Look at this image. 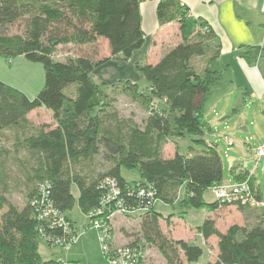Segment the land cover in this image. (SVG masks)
Segmentation results:
<instances>
[{
    "label": "trees",
    "instance_id": "1",
    "mask_svg": "<svg viewBox=\"0 0 264 264\" xmlns=\"http://www.w3.org/2000/svg\"><path fill=\"white\" fill-rule=\"evenodd\" d=\"M182 7L176 0L158 3L159 23L177 22L180 41L156 63L136 65L147 83V88L140 90L129 81L107 85L94 76L110 59L126 62L143 45L139 0H0V56H22L39 63L44 78L33 99L0 81V137L10 131L15 150L21 148L33 159L25 178L26 204L18 209L0 194V264H61L43 260L38 252L39 242L43 243L39 230L44 225L31 203L44 200L65 216L76 203L87 214L99 205L100 182L105 177L114 178L123 192L137 185L150 186L156 201L165 205H173L181 193L178 202L185 209L212 212L227 206L204 198L206 191L224 183L223 161L215 146L203 139L210 132L203 104L218 79L210 64L219 55V45L203 22H197L194 34L186 33ZM19 21L23 23L21 33L5 32ZM100 39L106 41L107 57L54 58L59 46H92ZM195 59L204 61L202 70L196 68ZM118 85L128 88L132 98L148 108L142 126L110 110ZM154 98L157 103H153ZM41 107L52 113L53 125L34 128L26 116ZM185 137L201 149L188 147L180 153L175 146L171 157L163 156V147L170 139ZM99 151L112 165L90 179L82 172ZM1 153L0 149V157ZM121 168L137 170L141 181L130 185L122 178ZM233 169L231 166L230 172ZM233 178L234 182L255 183L253 174L246 171L233 172ZM34 182V188H29ZM72 185L78 190L76 198ZM126 203L132 209L142 206L129 198ZM237 209L258 211L257 222L231 225L219 232L208 216L198 227L203 240L217 238L216 256L206 264H264V209ZM142 212L141 239L155 247L166 264H201L200 246L172 238L167 228L162 229L166 217L154 211V206Z\"/></svg>",
    "mask_w": 264,
    "mask_h": 264
},
{
    "label": "rangeland",
    "instance_id": "2",
    "mask_svg": "<svg viewBox=\"0 0 264 264\" xmlns=\"http://www.w3.org/2000/svg\"><path fill=\"white\" fill-rule=\"evenodd\" d=\"M183 8V7H182ZM23 29L22 21L9 26L5 32L7 34H18ZM109 55V49L105 40H99L95 45L86 47H73L71 45L57 47L54 58L58 61H64L69 57L76 56H91L92 59H101ZM96 56V57H95ZM202 63V59H199ZM136 69V67H135ZM94 76L97 79H113L107 81V85H115L119 81L132 80L128 74L120 70L116 72L110 70L109 66L102 65L95 70ZM43 68L39 63L26 60L24 57L19 56L13 59H5L0 56V81L6 85H9L22 93L27 98L33 99L43 86ZM102 81V80H101ZM136 84V83H135ZM140 90L147 88V83L136 84ZM218 86V85H217ZM218 88V87H217ZM212 96V95H211ZM155 99V98H154ZM153 103H157L156 99ZM246 99V104H235L236 114L233 113L232 107L223 115V118L217 123V126L211 128V132H206L203 139L206 142H210L215 146V149L223 161V176L224 183L231 184L234 182L233 172L239 173L249 172L253 174L255 182L264 188V170L262 165L256 166L252 159L253 151L256 149V138L253 134L254 126L247 121V132L240 131V114L244 113L245 106L251 108V104ZM111 111H115L118 117L123 119H130L136 124L142 126L144 121L148 117L149 111L146 105H144L138 99H133L131 91L128 88H123L118 85L113 92V102ZM152 104V103H150ZM223 107V103L219 106L218 112ZM212 113L209 112L204 116V120L207 122L211 118ZM239 117V118H238ZM28 122L34 128H39L43 125L52 126L53 118L50 113L44 107L31 111L26 116ZM251 121V119H250ZM242 123V121H241ZM245 125V124H244ZM2 137H0V194L4 195L6 199L17 207L22 208L26 204V175L30 171L29 165H33V159L23 149L18 148L15 150L12 133L6 130ZM251 135V141L248 139ZM232 139L234 146H227L224 137ZM239 141L240 143H238ZM177 146L178 152L185 153L188 147L201 149L197 146V143L192 141V138H174L163 147V156L171 157L173 147ZM249 148L248 150L246 148ZM229 159L233 161V171L230 172ZM264 159L262 160V162ZM112 165L102 151L95 156L92 164L89 168L84 169L82 174L88 175L90 179L94 178L97 173H102ZM120 174L122 178L133 185L141 181L140 175L135 169L121 168ZM35 182L31 183L29 188H34ZM71 193L76 198L78 190L75 185L71 186ZM177 197L182 198V194H178ZM177 201L173 205H165L161 202L154 204V211L162 214L166 217L167 223H161L162 229L172 228L174 230V238L182 239L189 244L200 246L203 250V254L199 259L201 264H206L208 261H212L217 253L216 243L217 238L211 236L206 241L201 237L198 227L205 220V214L210 213V218L213 219L214 226L219 232H224L231 225L237 226H252L257 222L256 216L259 212L249 210H239L236 206H220L214 211H208L207 209H185L184 205H180ZM204 198L208 202L214 200L210 190L206 191ZM186 210V211H185ZM142 211L134 212L129 215H116L111 220V243L116 245H126L132 242H136L143 246L145 251V257L142 264H166L161 254L153 246L146 245L141 239L140 233V219ZM69 220L78 229L77 240L75 246L73 244L71 248L65 252L64 249L50 248L45 244L39 242L38 252L44 260H58L64 262L66 259L70 264H108L106 258L103 255L100 242L98 240L95 230L86 229L85 225L88 223L87 214H83L77 204L75 203L71 211L67 212ZM184 219V220H183ZM174 220V221H173ZM186 222V223H185ZM76 231V229H75Z\"/></svg>",
    "mask_w": 264,
    "mask_h": 264
},
{
    "label": "crops",
    "instance_id": "3",
    "mask_svg": "<svg viewBox=\"0 0 264 264\" xmlns=\"http://www.w3.org/2000/svg\"><path fill=\"white\" fill-rule=\"evenodd\" d=\"M160 1L164 0H139L143 45L126 62L110 59L104 64L114 72L120 70L128 74L132 80L125 81L132 84L145 81L142 74L135 69L136 65L156 63L168 49L180 41L177 22L159 23L156 9ZM176 1L183 6L181 11L185 12L186 33L194 34L198 31L197 22H203L212 31L214 41L219 45V55L210 64V69L217 72L218 79L210 86L203 104V116L212 113L207 121L210 132L231 107L236 114L235 104H246L248 99L251 108L245 106L244 113L238 117L240 131L247 132V121L249 124L254 123L253 134L258 135L255 141L257 147L264 138V0ZM195 64L199 71L204 67V61L201 63L199 59H195ZM100 80L113 82V79ZM221 103L223 107L218 112ZM251 138H254L253 135L248 139L251 141ZM224 140L227 146H234L233 138L228 139L225 136ZM229 161L233 166L234 159ZM208 216L209 212L204 217ZM75 229L78 234L76 225ZM167 231L174 238V230L167 228Z\"/></svg>",
    "mask_w": 264,
    "mask_h": 264
},
{
    "label": "built area",
    "instance_id": "4",
    "mask_svg": "<svg viewBox=\"0 0 264 264\" xmlns=\"http://www.w3.org/2000/svg\"><path fill=\"white\" fill-rule=\"evenodd\" d=\"M252 159L256 166L262 164L264 138L253 151ZM100 187L102 188V196L99 205L87 213L88 224L86 227L96 231L108 264H142L145 257L143 247L140 244H112L110 224L116 215H129L136 211H146L149 207L154 206L157 202L154 196L155 192L150 186L140 185L123 192L116 180L111 177L103 178ZM210 192L219 205L227 204V206H241L249 209H264V188L261 189L256 182L251 184L245 180L231 184L222 183L213 186ZM45 193L47 194V192ZM128 198L140 202L141 208H130L126 203ZM31 205L35 207L38 221L44 225V229L39 230L43 243L49 245L50 248L64 249L67 252L77 240V233L72 222L44 200L39 203L33 201ZM62 264L70 263L65 259Z\"/></svg>",
    "mask_w": 264,
    "mask_h": 264
},
{
    "label": "water",
    "instance_id": "5",
    "mask_svg": "<svg viewBox=\"0 0 264 264\" xmlns=\"http://www.w3.org/2000/svg\"><path fill=\"white\" fill-rule=\"evenodd\" d=\"M229 168L231 167V162L228 160ZM262 170H264V161L262 162Z\"/></svg>",
    "mask_w": 264,
    "mask_h": 264
}]
</instances>
